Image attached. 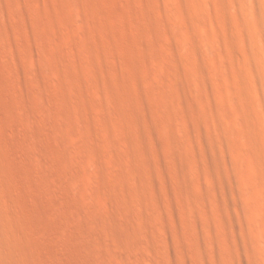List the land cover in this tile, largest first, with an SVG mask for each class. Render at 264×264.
I'll list each match as a JSON object with an SVG mask.
<instances>
[{"label":"bare ground","instance_id":"6f19581e","mask_svg":"<svg viewBox=\"0 0 264 264\" xmlns=\"http://www.w3.org/2000/svg\"><path fill=\"white\" fill-rule=\"evenodd\" d=\"M9 15L18 25L0 38V67L31 77L38 99L26 174L62 220L49 263L264 264V0H162L166 38L142 32L157 69L136 98L107 83L80 5L54 34L52 16L25 0H0L3 25ZM34 30L48 59L14 47ZM46 85L60 96L57 116ZM91 106L99 114L85 122ZM36 263L0 228V264Z\"/></svg>","mask_w":264,"mask_h":264},{"label":"rangeland","instance_id":"374dc122","mask_svg":"<svg viewBox=\"0 0 264 264\" xmlns=\"http://www.w3.org/2000/svg\"><path fill=\"white\" fill-rule=\"evenodd\" d=\"M25 2L29 10L40 8L52 16L55 23L46 25L50 34L60 32L63 27V15L74 5H80L84 9L85 24H90L88 32L95 39L91 54L107 76V83L114 88H124L134 98L147 96L148 88L144 77L150 68L156 67L157 62L153 52L148 54L152 50V45L148 39L142 38V32L150 27L154 28L162 39L166 38V32L159 22L162 0H25ZM98 2L102 4L99 6ZM15 19L9 15L6 20L8 25L0 22V38L11 36L10 28L12 25L13 27L18 25ZM150 19L156 21L155 24L151 25ZM30 21L34 22L35 19L32 17ZM19 38L14 47L21 56L28 59L50 57L49 44L38 31L25 32ZM2 55L3 51H0V58ZM156 69L151 70L154 72ZM2 70L4 69L0 67V194L4 197L0 200V228L20 248L30 252L37 260L36 264H52L49 263L52 254L50 240L60 232L62 220L57 216L53 204L46 198H40L33 190L37 181L26 174L29 162L23 145L30 111L37 108L38 99H32L35 90L31 85V77L25 74L18 77L8 69L4 72ZM42 89L52 98L50 99L54 104L52 116H57V106L61 103L58 92L52 85H46ZM156 92L170 95V92L160 85ZM166 100V105H170L172 99ZM194 100L199 106V100ZM92 106L84 112L88 113L84 115L85 122L99 114L100 109L97 108L98 112H93ZM77 109L73 114L83 110ZM147 110L151 112L150 107H147ZM150 115L153 120L157 119L154 113L151 112ZM47 132L48 130H45L44 133ZM50 140L51 152L58 154L57 142L54 139ZM87 176L91 177L89 172ZM63 222L69 227L63 233L70 236L71 219ZM73 253L75 257L82 255L78 249Z\"/></svg>","mask_w":264,"mask_h":264}]
</instances>
